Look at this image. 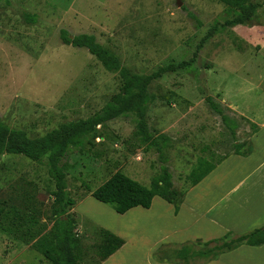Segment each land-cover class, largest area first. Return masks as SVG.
Wrapping results in <instances>:
<instances>
[{
    "label": "rangeland",
    "instance_id": "rangeland-1",
    "mask_svg": "<svg viewBox=\"0 0 264 264\" xmlns=\"http://www.w3.org/2000/svg\"><path fill=\"white\" fill-rule=\"evenodd\" d=\"M251 1L258 6L251 25L225 26L237 13L217 0H0V124L39 138L94 116L119 93V74L105 71L85 49L64 45L61 31L94 36L132 74L150 75L162 66L187 63L147 90L148 130L171 139L165 165L173 201H179L198 159L206 160L195 143L220 127L225 133L205 99L224 107L223 89L228 100L235 75L239 78L237 66L245 63L248 70L250 53L264 45V0ZM32 15L34 24L26 22ZM263 55L255 57L262 70ZM137 123L134 114H126L97 126L94 138L61 161L75 201L69 214L81 240L77 264H102L97 255L100 228L125 242L107 264H149L147 249L168 242L172 225L160 197L149 210L136 208L124 215L91 197L116 172L166 195L156 183L159 157L142 142ZM230 143L226 135L221 146L228 152ZM53 190L44 162L0 156V264H50L34 244L52 227Z\"/></svg>",
    "mask_w": 264,
    "mask_h": 264
},
{
    "label": "trees",
    "instance_id": "trees-1",
    "mask_svg": "<svg viewBox=\"0 0 264 264\" xmlns=\"http://www.w3.org/2000/svg\"><path fill=\"white\" fill-rule=\"evenodd\" d=\"M217 1L237 13L234 19L225 22V26H249L252 24L258 6L251 0ZM26 22L34 24L36 17L27 16ZM213 32L215 29L210 32V35ZM60 39L66 46L85 49L105 71L117 72L121 81L119 93L114 95L110 102L94 116L60 125L57 129L39 138L29 139L23 131L12 130L0 124V156H21L33 163H45L49 180L54 187L51 193L53 224L50 232L38 240L34 244V248L50 264H77L81 240L76 234L77 222L69 214L75 201L68 194L66 174L61 161L71 150L83 148L89 142V138H94L97 126L119 116L134 114L138 118L137 126L142 142L158 155L161 162L160 175L156 178V183L160 185L166 195H157L151 189H147L124 174L116 172L91 192V197L95 201L109 206L116 214L124 215L134 208L150 209L153 198L159 196L173 206L175 215L178 213L179 205L186 192L179 201H173L175 196L172 190L173 184L165 165L167 162L165 153L171 147V139L165 135L153 136L148 130L146 114L151 98L147 90L154 80L160 79L165 74L177 72L186 67L187 63L169 64L159 67L150 75H137L122 67L119 59L96 42L92 35L71 36L67 32L61 31ZM205 102L210 112L218 118L227 137L231 138L230 151L228 152L240 157H247L251 153L249 142L239 143L236 138V131L239 129L240 123L228 115L227 110L221 104L214 102L212 98L207 97ZM214 169L215 166L212 163L202 158L198 159L195 169L187 177L190 187L199 184ZM99 234L101 243L98 246L97 255L99 262L103 263L120 250L125 242L105 229L100 228ZM242 245L249 247L264 245V227L242 236L227 233L221 239L207 242L197 240L179 246L163 244L154 251L152 258L158 263H163L166 260L170 264H205Z\"/></svg>",
    "mask_w": 264,
    "mask_h": 264
},
{
    "label": "crops",
    "instance_id": "crops-1",
    "mask_svg": "<svg viewBox=\"0 0 264 264\" xmlns=\"http://www.w3.org/2000/svg\"><path fill=\"white\" fill-rule=\"evenodd\" d=\"M253 30H258V27ZM262 36L264 38V33ZM263 52L264 45L250 53L248 70L245 63L237 66L235 73L239 78L235 75L234 93L227 100L224 88V96L220 100L230 116L240 123L237 142L248 141L251 153L240 157L223 149L221 144L226 135L221 127L216 134L211 133V138L205 135L202 144L195 143L197 149L207 154L204 158L215 169L199 184L188 189L176 215L173 206L161 198L172 225L165 244L207 242L221 239L227 233L242 236L264 227V70L262 63L255 60ZM192 141L194 143L197 139ZM158 197L153 198L152 205ZM107 225L114 227L113 224ZM162 243L159 241L147 249L145 258L149 264H170L166 260L154 262L152 258ZM118 251L110 258L118 256ZM102 264L107 263L104 261ZM205 264H264V245H242Z\"/></svg>",
    "mask_w": 264,
    "mask_h": 264
},
{
    "label": "water",
    "instance_id": "water-1",
    "mask_svg": "<svg viewBox=\"0 0 264 264\" xmlns=\"http://www.w3.org/2000/svg\"><path fill=\"white\" fill-rule=\"evenodd\" d=\"M178 6H180V3H177ZM166 262V261H165Z\"/></svg>",
    "mask_w": 264,
    "mask_h": 264
}]
</instances>
